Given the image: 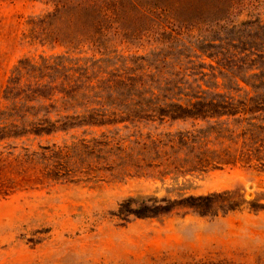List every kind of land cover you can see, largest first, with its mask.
Listing matches in <instances>:
<instances>
[{"label":"rangeland","instance_id":"1","mask_svg":"<svg viewBox=\"0 0 264 264\" xmlns=\"http://www.w3.org/2000/svg\"><path fill=\"white\" fill-rule=\"evenodd\" d=\"M181 4L183 15L185 2ZM55 9L49 0H0V129L14 121L6 117L14 103L5 90L21 60L41 64L65 55L82 59V64L85 59L116 63L118 56H145L163 47L152 38L126 37L119 26L107 31V44H68L63 39L67 25L32 23ZM233 11L235 22L264 21V2L242 0ZM168 22V32L182 26ZM195 36L188 44L192 50H197ZM201 58L192 60L218 67L207 56ZM216 69L203 70L208 74L200 82L204 89L245 96L232 89L236 79L231 81L228 71L226 76ZM56 114L51 113L53 120ZM45 115L41 110L38 117ZM190 128L191 122L143 121L0 140V264H264V211L252 208L253 202L264 203V172L259 168L237 164L205 173L146 175L129 167L127 154L139 133L157 136ZM55 151L67 156V178L52 176L46 168ZM224 191L241 194L247 204L218 217L178 208L159 218L132 216L129 223L118 218L121 204L131 197L176 200Z\"/></svg>","mask_w":264,"mask_h":264},{"label":"trees","instance_id":"2","mask_svg":"<svg viewBox=\"0 0 264 264\" xmlns=\"http://www.w3.org/2000/svg\"><path fill=\"white\" fill-rule=\"evenodd\" d=\"M49 1L55 11L32 23L35 27L67 25L63 39L68 44L76 40L107 44V31L119 26L116 28L126 37L152 38L163 47L145 56H118L116 63L85 59L82 64V59L65 55L43 59L41 64L21 60L5 90L6 99L14 103L6 117L14 121L0 129V140L86 126L191 122L192 128L186 130L157 136L139 133L127 154L129 167L146 175L205 173L237 164L264 172V21L232 20L233 10L242 0ZM182 2L186 12L180 15ZM131 16L133 19L128 20ZM168 19L182 26L168 32ZM195 32L197 50H192L188 44L196 38ZM197 51L218 67L192 60L202 59ZM206 66L213 71L218 68L226 76L224 71H228L230 80L236 79L232 89L244 91L245 96L236 98L204 89L200 82L208 76L203 72ZM41 110H46L43 118L38 117ZM53 112L57 113L56 120L51 118ZM52 158L53 164L46 167L49 174L67 178V156L55 151ZM44 160L49 157L45 155ZM245 204V198L234 191L176 200L138 196L121 204L118 218L124 223H129L132 216L159 218L178 208L218 217ZM252 208L264 211V203L253 202Z\"/></svg>","mask_w":264,"mask_h":264}]
</instances>
